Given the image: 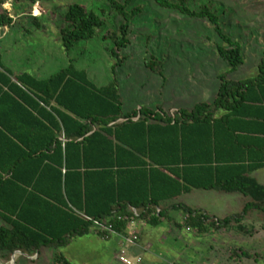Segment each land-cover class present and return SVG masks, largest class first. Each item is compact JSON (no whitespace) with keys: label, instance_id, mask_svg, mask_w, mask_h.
Masks as SVG:
<instances>
[{"label":"trees","instance_id":"16d2710c","mask_svg":"<svg viewBox=\"0 0 264 264\" xmlns=\"http://www.w3.org/2000/svg\"><path fill=\"white\" fill-rule=\"evenodd\" d=\"M106 1L125 21L104 36L113 43L108 50L116 71L128 61L122 54L142 9L130 11L132 0ZM153 1L215 26L224 42L218 53L230 71L220 75L213 104L173 113L163 107L126 113L115 84L99 88L73 64L45 80L15 75L0 51L2 260L10 261L16 252L41 256L65 248L89 235L96 222L125 233L132 218L158 226L172 222L171 212L181 209L188 224L200 230L224 229L253 212L264 214V185L253 176L264 169V54L257 76L233 81L229 74L244 64L243 47L224 32L219 12L209 5L197 11L189 0ZM5 4L0 0V7ZM31 18L41 28V18ZM65 23L61 37L67 53L106 26L100 14L80 4L69 7ZM15 24L8 11L0 13V29ZM146 67L165 76V63L157 57ZM193 190L240 194L248 202L242 213L223 220L185 205L164 206ZM263 258L238 248L228 260L244 264ZM54 264L72 263L56 253Z\"/></svg>","mask_w":264,"mask_h":264},{"label":"rangeland","instance_id":"374dc122","mask_svg":"<svg viewBox=\"0 0 264 264\" xmlns=\"http://www.w3.org/2000/svg\"><path fill=\"white\" fill-rule=\"evenodd\" d=\"M120 1L125 4L128 0ZM189 3L197 11L209 5L219 12L224 32L241 43L244 64L238 71L230 73L229 79L240 81L257 76L264 54V0H189ZM74 4L100 14L106 26L92 40L80 42L71 53H67L61 30L66 26V13ZM137 8L142 9V13L130 27V44L122 54L128 57V61L115 71L117 61L108 50L113 43L105 40L104 36L109 31H118L125 21L106 0H41L36 5L28 0H6V4L0 7V13L8 11L16 24L13 28L0 29L4 65L15 75L29 73L45 80L73 64L86 71L99 88L117 85L126 113L142 107L155 110L163 107L173 113L179 109H193L200 103L213 104L221 87L220 75L230 71L218 53V47L224 42L215 26L206 19H194L163 9L153 0H132L129 10ZM31 16L41 18V28L35 25ZM152 57L164 61V77L146 67V62ZM256 178L264 183V170ZM209 196L216 200L230 198L242 201L241 212L248 202L240 194L206 191H198L186 199L204 204ZM221 204L216 202L220 209L215 212L223 215L225 207ZM183 214L180 211L174 216L179 218L178 215ZM248 220L255 222L259 229L260 224H264V214L256 212ZM112 244L92 233L75 238L69 247L45 250L41 256L16 252L8 262L0 258V264H10L14 256L17 264H54L56 253L62 254L72 264H123L120 255L118 260L115 258ZM248 250L260 252L264 257V247L249 246ZM188 254L190 262L198 258L194 251ZM172 260L184 263L183 259L176 261L173 256ZM244 264H264V260H251Z\"/></svg>","mask_w":264,"mask_h":264},{"label":"crops","instance_id":"0c3cea01","mask_svg":"<svg viewBox=\"0 0 264 264\" xmlns=\"http://www.w3.org/2000/svg\"><path fill=\"white\" fill-rule=\"evenodd\" d=\"M263 170L255 172L253 176L256 178V175H260ZM257 180L264 185L261 180ZM198 191L204 190H193L189 194L182 195L177 200L164 204V206L172 208L174 205H185L201 210L216 220H223L242 213L243 202L237 201V199L219 198L216 200L209 196L205 198L207 202H204V204L201 202L193 203L190 199H186ZM216 202H221V205L225 207L222 210L224 211L223 215L215 212L220 209ZM180 211L183 210H173L170 215L173 221L162 222L158 226H152L145 221L136 220L129 224L125 233L116 232L115 234H110L109 238H106L96 228L90 234L94 233L106 242H113L112 245L115 248L114 253H116L115 258L117 260L119 255L126 252L129 257H141L143 259L142 264H180L179 262H173L172 256L175 257L176 261L183 259V264H229L232 263L228 260L229 254L238 248L250 253L262 254L248 250L249 246L264 247V228H262L264 224L261 223L258 229L255 222L248 220L256 212L249 214L241 224H234L230 228L216 229L207 226L200 230L199 227L188 224V215L184 211L183 215H178L179 218H175L174 213H179ZM132 232H136L139 239L136 244L129 245L126 238L131 237ZM169 237L172 240H169ZM193 251L198 258L190 262L191 259H189L188 253Z\"/></svg>","mask_w":264,"mask_h":264},{"label":"built area","instance_id":"2783aa9c","mask_svg":"<svg viewBox=\"0 0 264 264\" xmlns=\"http://www.w3.org/2000/svg\"><path fill=\"white\" fill-rule=\"evenodd\" d=\"M135 214L137 215V212L134 210ZM158 212H160V210H158ZM120 220H123L124 218H119ZM189 219V215L187 217V220ZM136 219L135 218H132L131 221H130V224L132 222H135ZM95 228L101 233L103 234L106 238H109V235L110 234H115L116 231L114 230L113 228V225L109 224L108 222H103V223H100V222H96V225H95ZM139 237L137 235L136 232H132V235L131 237H127L126 238V241L129 245H134L136 244V242L138 241ZM120 261L123 263V264H142L143 262V259L141 257H138V258H132V257H129L128 254L126 252H123L121 255H120Z\"/></svg>","mask_w":264,"mask_h":264},{"label":"bare ground","instance_id":"6f19581e","mask_svg":"<svg viewBox=\"0 0 264 264\" xmlns=\"http://www.w3.org/2000/svg\"><path fill=\"white\" fill-rule=\"evenodd\" d=\"M10 264H17L16 263V257H13L12 261L10 262Z\"/></svg>","mask_w":264,"mask_h":264},{"label":"water","instance_id":"95a60500","mask_svg":"<svg viewBox=\"0 0 264 264\" xmlns=\"http://www.w3.org/2000/svg\"><path fill=\"white\" fill-rule=\"evenodd\" d=\"M20 253V252H19ZM15 257V256H14Z\"/></svg>","mask_w":264,"mask_h":264}]
</instances>
